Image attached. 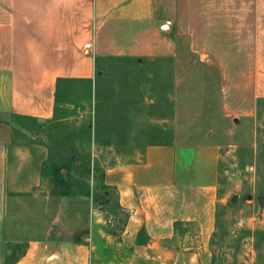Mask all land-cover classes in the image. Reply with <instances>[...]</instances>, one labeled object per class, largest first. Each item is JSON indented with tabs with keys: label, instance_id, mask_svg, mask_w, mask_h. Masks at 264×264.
Wrapping results in <instances>:
<instances>
[{
	"label": "crops",
	"instance_id": "1",
	"mask_svg": "<svg viewBox=\"0 0 264 264\" xmlns=\"http://www.w3.org/2000/svg\"><path fill=\"white\" fill-rule=\"evenodd\" d=\"M112 61L139 68L112 84ZM66 82L88 95L94 161L115 156L102 181L117 215L58 195L41 148L9 131L50 120ZM262 102L264 0H0V264H214L222 152Z\"/></svg>",
	"mask_w": 264,
	"mask_h": 264
},
{
	"label": "rangeland",
	"instance_id": "2",
	"mask_svg": "<svg viewBox=\"0 0 264 264\" xmlns=\"http://www.w3.org/2000/svg\"><path fill=\"white\" fill-rule=\"evenodd\" d=\"M109 67L116 70L115 74L108 75V81L113 84L129 78L130 67L139 68V64L112 61ZM80 91L79 84L64 83L55 114L50 120L37 122L12 116L7 120L8 128L18 145L29 149L41 148V157L45 158L42 173L54 185L58 195L64 187L56 183L55 166L61 168L69 195H92L94 204L104 203L110 217L118 214L116 193L105 187L102 178L104 167L115 156L108 153L94 161L90 127L92 113L91 108L88 111L87 106H81L88 95L82 96ZM70 103H75V106H70ZM251 128V135L247 130L234 133L233 141L222 152L216 226L210 242L214 264H264V102L259 104ZM154 130L156 141L170 140L169 135ZM137 141L142 143L149 139ZM119 157L131 160L136 156ZM82 206L84 203L81 201L72 202L60 211L57 205V217L67 221L65 224L70 223L75 217L72 214ZM65 231L63 229L66 235ZM23 246L22 243L9 244L2 261L11 262L21 253Z\"/></svg>",
	"mask_w": 264,
	"mask_h": 264
},
{
	"label": "trees",
	"instance_id": "3",
	"mask_svg": "<svg viewBox=\"0 0 264 264\" xmlns=\"http://www.w3.org/2000/svg\"><path fill=\"white\" fill-rule=\"evenodd\" d=\"M96 141L99 143H111L112 142L111 139L99 140L98 138H96ZM116 141H118V140H116ZM60 169H61L60 167L55 166V170L53 173H54V176L56 177V183H58V185H61L62 187H64V190L60 193V195L68 196L69 192L65 189V187H67L68 185L65 182V178H64L63 174L60 173ZM105 187L111 188L107 185H105ZM111 189H113V188H111ZM82 233L84 234V232H82ZM80 235H81V233L78 236H80Z\"/></svg>",
	"mask_w": 264,
	"mask_h": 264
}]
</instances>
